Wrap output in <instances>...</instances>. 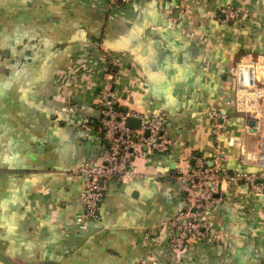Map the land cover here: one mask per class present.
Instances as JSON below:
<instances>
[{"label":"crops","instance_id":"crops-1","mask_svg":"<svg viewBox=\"0 0 264 264\" xmlns=\"http://www.w3.org/2000/svg\"><path fill=\"white\" fill-rule=\"evenodd\" d=\"M241 11L222 23L220 10ZM22 63L0 70V252L13 264H264V194L228 189L205 214L208 241L179 255L167 222L185 208L171 176L192 155L213 163L210 113L228 117L229 171L264 138L235 112L231 69L264 56V0H0V44ZM162 114L167 154L140 149L138 178L111 185L87 219L63 173L102 161L100 98ZM134 129V128H133ZM0 264H4L0 261Z\"/></svg>","mask_w":264,"mask_h":264},{"label":"built area","instance_id":"built-area-1","mask_svg":"<svg viewBox=\"0 0 264 264\" xmlns=\"http://www.w3.org/2000/svg\"><path fill=\"white\" fill-rule=\"evenodd\" d=\"M107 10L113 11L119 0H100ZM241 11L226 7L220 10L222 23L238 20ZM235 81V112L253 122L259 130L264 101V56L257 55L251 61L238 62L231 69ZM99 131L106 146L102 161L86 162L68 173L67 177L79 183V202L87 219L98 220V209L111 185L125 184L138 175L132 168V161L140 149L155 154H167L174 146L166 129L162 114H142L134 110H123L118 106V97L112 88L100 98ZM127 119L139 121V128L133 129ZM228 117L219 110L210 113V127L216 153L210 166L206 159L192 155L188 168H179L171 178L180 185L184 195L185 208L176 213L166 224L172 233V249L183 255L189 240L208 241L211 229L205 214L221 203L224 193L233 186H244L257 196L264 194V138L260 137L257 150L242 155L240 164L246 170L229 171L220 141ZM147 133V136H146Z\"/></svg>","mask_w":264,"mask_h":264},{"label":"flooded vegetation","instance_id":"flooded-vegetation-1","mask_svg":"<svg viewBox=\"0 0 264 264\" xmlns=\"http://www.w3.org/2000/svg\"><path fill=\"white\" fill-rule=\"evenodd\" d=\"M11 63H22V56L21 54H12L10 48L6 47L3 42L0 44V70L8 74L7 66Z\"/></svg>","mask_w":264,"mask_h":264},{"label":"water","instance_id":"water-1","mask_svg":"<svg viewBox=\"0 0 264 264\" xmlns=\"http://www.w3.org/2000/svg\"><path fill=\"white\" fill-rule=\"evenodd\" d=\"M127 124L128 126H130L131 128H134V129H138L139 128V121L138 120H134V119H127ZM253 125V123H252ZM146 136H147V133H146ZM210 166H212V163H210ZM0 261L4 264H13L11 263L9 260H7L0 252Z\"/></svg>","mask_w":264,"mask_h":264}]
</instances>
